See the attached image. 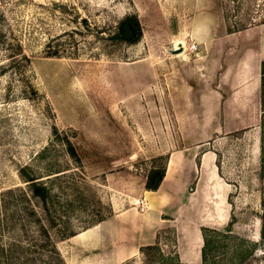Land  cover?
<instances>
[{"label":"rangeland","instance_id":"obj_1","mask_svg":"<svg viewBox=\"0 0 264 264\" xmlns=\"http://www.w3.org/2000/svg\"><path fill=\"white\" fill-rule=\"evenodd\" d=\"M238 1L0 0V264H112L106 224L185 149L177 219L121 264H264V0L231 34ZM126 17L137 43L111 40Z\"/></svg>","mask_w":264,"mask_h":264},{"label":"crops","instance_id":"obj_2","mask_svg":"<svg viewBox=\"0 0 264 264\" xmlns=\"http://www.w3.org/2000/svg\"><path fill=\"white\" fill-rule=\"evenodd\" d=\"M257 29L260 33V58L261 62H264V23ZM260 87L262 104V72ZM191 89L192 87L188 85L186 91ZM196 157V154L189 153L186 149L173 154L168 161L166 175L158 191L146 190L145 181L141 196L144 208L138 206L122 210L110 224H106L108 226L105 227L111 230L107 237L113 247L112 260L109 263L121 264L142 253L141 248L156 245L160 231L168 227L170 220L177 219L179 198L175 194L179 186L185 189L191 182L193 175L189 166ZM206 157L209 158L210 155H205Z\"/></svg>","mask_w":264,"mask_h":264},{"label":"trees","instance_id":"obj_3","mask_svg":"<svg viewBox=\"0 0 264 264\" xmlns=\"http://www.w3.org/2000/svg\"><path fill=\"white\" fill-rule=\"evenodd\" d=\"M245 2H248V0L246 1L240 0L238 1V4L233 2L232 9H234L235 14H233L230 20L229 18H227L228 32L231 34L247 30L250 27L249 18H247V20H243V18H241V8L243 7V4H245ZM142 33H143L142 27L137 17H126L118 23L115 33L113 34V36H111V40L115 41L116 43L124 42L128 44H134L141 39ZM263 106H264V62H262V107ZM68 145H69L68 151L70 155L75 159H78V154L75 148L73 147V145L70 143ZM165 175H166V166L161 169H158L156 167L152 168L146 177V185H145L146 190L158 191L165 178ZM29 181L31 182L30 185H31L32 194L35 197L40 198L42 202L46 204L47 199L49 197L48 189L45 186L36 182L35 179H31ZM261 219L264 221V214L261 216ZM221 235H225V234L215 232V236H209V237L206 236L205 245L203 248V259L205 261L206 258H208V255L210 254L211 251L213 250L216 251V249H218L219 246L218 240L221 237ZM262 236L264 237V225L262 229ZM156 245L141 248L142 254H144L146 251H149L151 249H159L158 246ZM174 261H178V260L174 259Z\"/></svg>","mask_w":264,"mask_h":264},{"label":"water","instance_id":"obj_4","mask_svg":"<svg viewBox=\"0 0 264 264\" xmlns=\"http://www.w3.org/2000/svg\"><path fill=\"white\" fill-rule=\"evenodd\" d=\"M183 51H184L183 46H180L178 49H172V50H170V52L172 54H175V55H178V54L182 53Z\"/></svg>","mask_w":264,"mask_h":264},{"label":"bare ground","instance_id":"obj_5","mask_svg":"<svg viewBox=\"0 0 264 264\" xmlns=\"http://www.w3.org/2000/svg\"><path fill=\"white\" fill-rule=\"evenodd\" d=\"M180 46H183V48L185 49L186 43L184 40H180L179 42ZM185 45V46H184Z\"/></svg>","mask_w":264,"mask_h":264}]
</instances>
